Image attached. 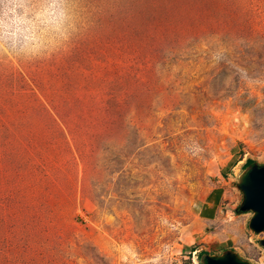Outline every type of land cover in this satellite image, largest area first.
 Listing matches in <instances>:
<instances>
[{"label": "rangeland", "instance_id": "374dc122", "mask_svg": "<svg viewBox=\"0 0 264 264\" xmlns=\"http://www.w3.org/2000/svg\"><path fill=\"white\" fill-rule=\"evenodd\" d=\"M248 161L264 0H0V264H264Z\"/></svg>", "mask_w": 264, "mask_h": 264}, {"label": "water", "instance_id": "95a60500", "mask_svg": "<svg viewBox=\"0 0 264 264\" xmlns=\"http://www.w3.org/2000/svg\"><path fill=\"white\" fill-rule=\"evenodd\" d=\"M242 193V202L239 207L241 213L250 212L252 216L248 227L255 234L264 236V165L247 167L239 177L237 185ZM264 248V238L259 241ZM200 264H248L241 260L234 252L227 251L220 256L204 254Z\"/></svg>", "mask_w": 264, "mask_h": 264}, {"label": "crops", "instance_id": "0c3cea01", "mask_svg": "<svg viewBox=\"0 0 264 264\" xmlns=\"http://www.w3.org/2000/svg\"><path fill=\"white\" fill-rule=\"evenodd\" d=\"M223 194L219 190H212L206 197L204 206L200 209L199 215L203 220L213 221L222 205Z\"/></svg>", "mask_w": 264, "mask_h": 264}, {"label": "trees", "instance_id": "16d2710c", "mask_svg": "<svg viewBox=\"0 0 264 264\" xmlns=\"http://www.w3.org/2000/svg\"><path fill=\"white\" fill-rule=\"evenodd\" d=\"M253 164H254V163H251V162L248 161V165H247V166L250 167V166H252ZM238 211H239V210H238Z\"/></svg>", "mask_w": 264, "mask_h": 264}]
</instances>
